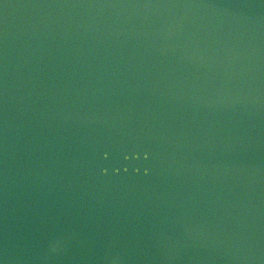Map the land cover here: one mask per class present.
<instances>
[{
    "label": "water",
    "instance_id": "95a60500",
    "mask_svg": "<svg viewBox=\"0 0 264 264\" xmlns=\"http://www.w3.org/2000/svg\"><path fill=\"white\" fill-rule=\"evenodd\" d=\"M0 264H264V0H0Z\"/></svg>",
    "mask_w": 264,
    "mask_h": 264
}]
</instances>
